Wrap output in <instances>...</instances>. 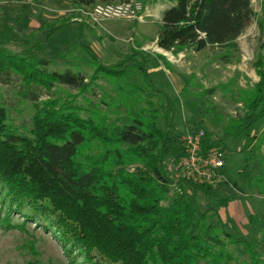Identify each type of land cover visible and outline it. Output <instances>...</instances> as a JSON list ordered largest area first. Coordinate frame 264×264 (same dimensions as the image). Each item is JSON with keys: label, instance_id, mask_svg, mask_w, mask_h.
<instances>
[{"label": "trees", "instance_id": "obj_1", "mask_svg": "<svg viewBox=\"0 0 264 264\" xmlns=\"http://www.w3.org/2000/svg\"><path fill=\"white\" fill-rule=\"evenodd\" d=\"M130 1L73 3L90 9ZM171 1L176 4L163 14L157 46L175 55L236 47L252 20V0ZM259 28L264 34V21ZM45 39L32 46L22 42L19 53L0 41V81L19 86L34 109L17 125L0 100V225L25 231L14 223L15 214L52 230L86 264H243L236 255L242 247L249 264H264L262 212L251 215V231L240 234L220 215L234 201L222 192L221 179L214 187L175 181L167 172V159L185 154L174 146L179 100L158 89L149 70L170 69V62L156 65L135 49L132 64L106 65L80 37L94 68L87 77L77 67L54 69L42 55ZM258 59L260 82L244 98V115L225 127V138L264 130V55ZM223 144L209 134L202 139L205 153ZM261 145L263 150L264 131ZM226 159L221 176L228 175ZM250 186L264 194V176Z\"/></svg>", "mask_w": 264, "mask_h": 264}, {"label": "rangeland", "instance_id": "obj_2", "mask_svg": "<svg viewBox=\"0 0 264 264\" xmlns=\"http://www.w3.org/2000/svg\"><path fill=\"white\" fill-rule=\"evenodd\" d=\"M136 1L144 6L142 21L108 20L97 24L88 18V9L76 7L73 0H0V41L19 53L24 47L22 42L32 46L48 37L42 55L54 62V69L64 71L77 67L87 77L94 73V68L91 58L80 46V37L106 65L128 61L132 64L129 58L135 49L143 51L156 65L169 61L170 69L162 66V70L151 68L149 72L158 89L179 100L174 109V146L183 152L187 138L200 134L204 137L209 134L213 140L224 143L220 151L227 158L228 175L221 176V190L230 199L234 198L233 207H236L231 210L235 227L229 226L247 235L251 231L248 218L259 212L262 215L258 217L264 216V194L250 186L257 176H264V149H261L264 130L259 133L249 130L241 139L232 140L225 138L224 129L232 119L244 115V98L260 82L256 64L259 56L264 55V34L259 28L260 20L264 21V0H252V20L237 39L236 47L190 49L178 55L153 48L163 25V12L176 1ZM66 21H69L68 27L63 28ZM79 24L84 25V30L79 29ZM212 88L216 94L206 96L204 92ZM0 100L9 106L17 125L34 113L33 105L21 97L17 85L0 81ZM182 157H169L165 164L175 181L182 178ZM14 223L23 224L26 230L0 225V264H86L82 254L76 253L74 257L68 253L65 250V247L70 249L68 243L52 230L33 222L25 223L15 214ZM257 229L259 233L260 228ZM236 255L243 264H249L244 247Z\"/></svg>", "mask_w": 264, "mask_h": 264}, {"label": "built area", "instance_id": "obj_3", "mask_svg": "<svg viewBox=\"0 0 264 264\" xmlns=\"http://www.w3.org/2000/svg\"><path fill=\"white\" fill-rule=\"evenodd\" d=\"M144 6L141 2L118 4H98L86 11L92 22L97 24L108 20H141ZM203 135L189 136L184 147V155L180 163L182 176L198 184L217 186L221 179L220 169L225 166V156L220 150L206 152L202 149Z\"/></svg>", "mask_w": 264, "mask_h": 264}, {"label": "crops", "instance_id": "obj_4", "mask_svg": "<svg viewBox=\"0 0 264 264\" xmlns=\"http://www.w3.org/2000/svg\"><path fill=\"white\" fill-rule=\"evenodd\" d=\"M171 5H172V3H171ZM174 5H172V7H173ZM163 12V11H162ZM165 12V11H164ZM163 12V13H164ZM154 48V50H160V51H164L163 49H161V48H159L158 46H157V40H156V45L153 47ZM156 48V49H155ZM165 52V51H164ZM163 69V67H160V68H158V69H154V70H162ZM233 204H234V201H231L229 204H228V206L227 207H223V208H221L220 209V215L222 216V219L228 224V225H231L232 227H235V224L234 223H236V221L232 218V211L231 210H233L232 209V207H233ZM234 208V210L236 209V207H233ZM237 211H238V209H237ZM252 215H254V214H252ZM249 219V218H248ZM240 220H242V219H240ZM248 223H249V220H248Z\"/></svg>", "mask_w": 264, "mask_h": 264}]
</instances>
